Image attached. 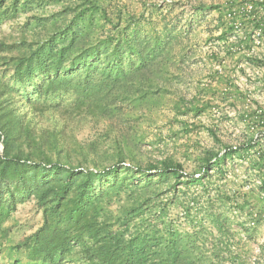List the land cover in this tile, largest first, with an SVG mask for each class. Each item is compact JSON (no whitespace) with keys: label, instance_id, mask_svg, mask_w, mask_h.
Listing matches in <instances>:
<instances>
[{"label":"trees","instance_id":"1","mask_svg":"<svg viewBox=\"0 0 264 264\" xmlns=\"http://www.w3.org/2000/svg\"><path fill=\"white\" fill-rule=\"evenodd\" d=\"M243 3L193 2L192 14L218 13L217 40L239 23L250 48L258 18L228 16ZM21 16L18 35L0 33V264H252L246 244L232 250L229 212L263 200L231 193L227 163L262 167L252 127L264 113L239 114L247 141L236 148L199 120L217 102L245 106L230 73L186 89L191 33L122 0H0V25ZM166 111L175 140L206 128L217 146L188 145L193 173L145 148ZM29 205L33 229L18 217Z\"/></svg>","mask_w":264,"mask_h":264},{"label":"built area","instance_id":"2","mask_svg":"<svg viewBox=\"0 0 264 264\" xmlns=\"http://www.w3.org/2000/svg\"><path fill=\"white\" fill-rule=\"evenodd\" d=\"M243 1L244 3L241 9H233L228 16L229 18H233L242 12L247 14L252 20L258 18L260 25L252 32L253 40L250 42V48H247L244 43H240V41H245L247 39L248 30L244 29L239 23H236L233 31L228 35L226 40H218L222 50V53L219 52L221 59L219 62L213 64L215 72H217L219 76H226L230 73L229 78L232 83L237 85L240 90L245 93L244 107L240 105L232 106L230 105L231 102L227 101L225 103L217 102L216 104H218V106L213 108L212 113L214 117L220 118L225 116L229 118L230 123L233 121L238 122L239 114L244 113L249 107L257 114L264 113V0ZM219 34H221V32ZM229 54L240 56V60L232 67L235 68L236 66V69L228 73V70L231 68L230 65H227L229 62L231 63V61L228 60ZM251 58H257L259 63L254 64L251 62ZM250 80L258 81L257 86L259 88L257 90L251 91L248 84ZM223 91L224 93H228L227 89ZM252 131L255 134V139L259 141V147L252 151V155L257 157L260 154H264V116L258 125L256 124L252 127ZM246 134L244 123L241 122L234 132V136H236L235 141L227 144L236 148L239 144L246 143ZM148 149L152 150V147L148 146ZM227 167L229 168L228 178L234 183V186L229 187L232 194H250L254 191L258 193L260 199L264 201V163L261 168H254L250 165L248 158L234 157L231 161H228ZM215 172L216 170L210 171L211 175H215ZM196 176L199 177L200 175L198 174ZM229 217L231 223V241L234 243L232 250L235 251V243H250L251 233L260 223V213L256 210V207H254V204L244 210L238 208V206L234 204L230 208ZM261 246H264V234L263 242L255 243L252 247L253 255L250 258L252 264H257V262H259V264H264Z\"/></svg>","mask_w":264,"mask_h":264},{"label":"rangeland","instance_id":"3","mask_svg":"<svg viewBox=\"0 0 264 264\" xmlns=\"http://www.w3.org/2000/svg\"><path fill=\"white\" fill-rule=\"evenodd\" d=\"M124 3H128L130 9L136 13L145 12L150 14L153 12L154 18L159 20H166L167 22L173 23L179 27L180 30L190 32L191 40L187 43V49L190 52L189 57L185 63V72H184V86L186 89L195 90L198 83L205 85L209 82L211 74L215 72L213 66L214 61L211 53H222L219 41V33L222 31L216 28V21L218 17L217 12H211L210 15L201 17L198 20L192 14V3L193 2H202V3H213V4H222L226 0H122ZM155 7H158V13L156 14L153 10ZM58 9L54 5L48 6V11ZM24 21V17L21 16L18 20L8 21L0 25V33L9 35L14 34L18 35L21 25ZM222 55V54H221ZM221 59V58H220ZM229 62V61H228ZM231 66L228 70L232 72L231 69L236 63L232 61L227 63ZM249 86L251 91L257 90L259 87L258 81L250 80ZM218 106V104H215ZM211 115V116H210ZM168 111L162 112L155 126L149 130V136L147 140V146L152 147L153 157L156 159H163L167 156H174L182 163H184L187 172L193 173L195 167L191 162L185 160V151L189 146L192 147L195 143H200L201 147L212 148L217 147L213 142L212 138L206 131V128L199 129L191 133L188 138L174 139V133L177 132V126L170 128L168 123ZM203 125L211 126V121L217 125L219 130V138L224 143H230L235 141L236 136L234 132L236 128L239 127L240 121H233L230 123L229 118L222 116L220 118L214 117V114L207 113L203 115L200 119ZM221 130V131H220ZM188 140V142H187ZM18 217L23 222H26L27 227L35 228L38 224V215L36 211L31 208V206L21 207L18 212ZM27 228V230H28ZM245 249L253 255L252 249L249 244H246Z\"/></svg>","mask_w":264,"mask_h":264},{"label":"crops","instance_id":"4","mask_svg":"<svg viewBox=\"0 0 264 264\" xmlns=\"http://www.w3.org/2000/svg\"><path fill=\"white\" fill-rule=\"evenodd\" d=\"M255 207H256V210H258V212L260 213V223L258 227L255 230H253L251 233V241L249 243V246L251 247V249L255 243L263 242V234H264V201ZM262 257L264 258V251L262 253Z\"/></svg>","mask_w":264,"mask_h":264},{"label":"water","instance_id":"5","mask_svg":"<svg viewBox=\"0 0 264 264\" xmlns=\"http://www.w3.org/2000/svg\"><path fill=\"white\" fill-rule=\"evenodd\" d=\"M1 152H2V147H1Z\"/></svg>","mask_w":264,"mask_h":264}]
</instances>
